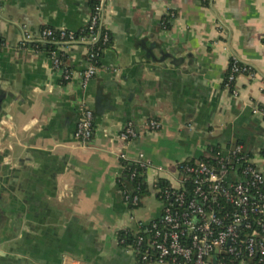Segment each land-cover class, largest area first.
I'll list each match as a JSON object with an SVG mask.
<instances>
[{
  "label": "crops",
  "instance_id": "1",
  "mask_svg": "<svg viewBox=\"0 0 264 264\" xmlns=\"http://www.w3.org/2000/svg\"><path fill=\"white\" fill-rule=\"evenodd\" d=\"M103 4L112 44L86 92L84 45L57 44L77 71L68 82L50 55L31 45L45 27L84 28L89 0H0V86L21 91L26 110L15 105L0 129V169L10 160L26 181L19 202L0 206V264H146L119 234L136 219L158 216L161 203L144 217L143 199L131 210L119 186L118 154H144L164 167L159 178L177 183V163L199 157L210 143H229L235 130L252 151L264 142V117L254 112L264 109V0ZM23 29L31 35L27 47ZM162 56L178 66L152 61ZM232 56L253 69L237 77V96L225 87ZM79 101L105 112L95 115L87 143L76 135ZM155 118L162 127L150 131L147 122ZM130 122L139 136L128 141L120 133ZM155 179L150 171L153 196Z\"/></svg>",
  "mask_w": 264,
  "mask_h": 264
},
{
  "label": "built area",
  "instance_id": "2",
  "mask_svg": "<svg viewBox=\"0 0 264 264\" xmlns=\"http://www.w3.org/2000/svg\"><path fill=\"white\" fill-rule=\"evenodd\" d=\"M103 0L91 11L81 33L66 28L45 27L40 42L31 46L39 49L41 42L65 45L82 44L86 48L87 67L80 73L81 84L86 88L96 76L101 52L110 35L101 32ZM85 33V34H84ZM31 35L26 33L22 46H29ZM102 40V45L96 43ZM53 67L62 74L65 82L73 80L77 71L63 65V59L51 55ZM253 69L232 56L225 79V87L234 96L237 77L252 74ZM264 117V109L254 108ZM95 114L86 104L81 105L76 135L82 143L91 140L94 134ZM162 127L158 119H150L147 128L157 131ZM139 136L133 123L120 133L124 140ZM209 153L214 158L190 157L177 163L178 182L171 183L159 178L162 165H153L144 154L130 158L120 152L118 159L123 168L129 169L130 178L142 174L144 180L150 171H155L153 193L161 203V212L150 219H136L134 227L124 231L120 243L133 252L140 262L146 264H264V142L256 152L237 144L210 143L201 154ZM127 164H130L127 167ZM131 195L127 189L123 196L131 210L139 204L137 191Z\"/></svg>",
  "mask_w": 264,
  "mask_h": 264
},
{
  "label": "water",
  "instance_id": "3",
  "mask_svg": "<svg viewBox=\"0 0 264 264\" xmlns=\"http://www.w3.org/2000/svg\"><path fill=\"white\" fill-rule=\"evenodd\" d=\"M103 6H104V4H103ZM23 31H24L23 32V34H24L23 39H24L26 37L27 31L25 29H23ZM39 42H37V43H39ZM41 43L47 44L46 42H41ZM59 55H60V52H58V56ZM166 60L167 59L162 56L158 60L153 59L152 61L160 63V64L164 65L165 67H167V66L168 67H172V66L177 67L178 66L177 61L172 62L168 65V64H166ZM51 62H52V60H51ZM52 66H53V62H52ZM86 67L87 66H85L82 69V71L85 70ZM55 72H59V71L55 70ZM61 78H62V74H61ZM90 82H89V84H90ZM80 84H81V77H80ZM89 84L86 88L81 87L82 90L87 92ZM81 86H82V84H81ZM17 93L21 94V91H19L15 87H10L9 89H1V86H0V129H2L1 124L5 125V123H6L5 119L11 118V112L14 111L15 105L18 104V106H20L19 108H17V111L20 112L21 114H25V112H26L25 109L21 108V105H23V103H24L23 102L24 99L22 100V102H19ZM80 102L81 101H79V103L77 104V112H78L79 118H80L81 105H82ZM87 105H89V104H87ZM89 107L94 111V114L96 115L97 119H100V117H103L105 115L104 109L101 108V105H97L96 110H95V108L93 109L91 106H89ZM79 118H78V121H79ZM208 135H210V137H213V138L218 137L216 135L212 136L211 132H209ZM238 135H239V133H237V130H235L232 133V138L229 140V143L232 144V148H234L235 145H237V144H244L247 149L251 150L250 144L248 145L246 143V141H244V140L240 141ZM11 151H12V148H11ZM254 152H256V150H254ZM201 156L206 157V158H214V156L209 154V153L201 154ZM19 160H20V162H23L24 158H21ZM4 165H5L4 169H0V206H1V204L3 205L4 203H6V205H10V203H12V202L13 203L19 202L21 200L22 196H24L25 191H26V189H25V187H26L25 182L26 181L23 178H21V171L18 169V167L12 166L10 160ZM2 202H4V203H2ZM3 206H5V205H3Z\"/></svg>",
  "mask_w": 264,
  "mask_h": 264
},
{
  "label": "trees",
  "instance_id": "4",
  "mask_svg": "<svg viewBox=\"0 0 264 264\" xmlns=\"http://www.w3.org/2000/svg\"><path fill=\"white\" fill-rule=\"evenodd\" d=\"M89 3H90L91 11H92L95 8V6L100 3V0H89ZM105 31L109 32V30L105 26H103L101 32L104 33ZM77 32H78V34H80L81 30H79ZM109 35H110V39L105 45H103L104 48H108L112 44V36H111L110 32H109ZM100 45H102V40H100L98 43H96L95 46L98 47ZM39 49L45 50L50 55V57L53 53H55L56 56H58L59 50H58L57 44H53V43L42 44L41 43L39 46ZM103 54H104V52H101V58H102ZM59 57L63 59V65H68V66L72 67L70 64H68V62H67L68 59H67L66 55H63L61 53L59 55ZM86 59H87V55H86ZM100 65H101V61L99 63V66ZM129 166H130V164H127V167H129ZM129 173H130V171L126 167L122 169L121 174H120V178H119V186H120V189L122 192H123V190L127 189L129 191V193H131V195L135 194L134 190H135L136 186H138V185L141 186L140 191H137L139 198H140V201H139V204L135 207V208H139L142 205V199L150 193V190H149L150 186H149V183L144 180V177L142 176V174H139L135 178L131 179ZM119 238L120 239L125 238L124 231L120 232Z\"/></svg>",
  "mask_w": 264,
  "mask_h": 264
},
{
  "label": "rangeland",
  "instance_id": "5",
  "mask_svg": "<svg viewBox=\"0 0 264 264\" xmlns=\"http://www.w3.org/2000/svg\"><path fill=\"white\" fill-rule=\"evenodd\" d=\"M159 200L158 198H156L155 196L153 195H146L144 198H143V203H144V206L142 205L141 206V211H140V216L141 217H144V216H148V214L155 208L158 206L159 204Z\"/></svg>",
  "mask_w": 264,
  "mask_h": 264
},
{
  "label": "flooded vegetation",
  "instance_id": "6",
  "mask_svg": "<svg viewBox=\"0 0 264 264\" xmlns=\"http://www.w3.org/2000/svg\"><path fill=\"white\" fill-rule=\"evenodd\" d=\"M161 212V209H160V211H159V213Z\"/></svg>",
  "mask_w": 264,
  "mask_h": 264
}]
</instances>
